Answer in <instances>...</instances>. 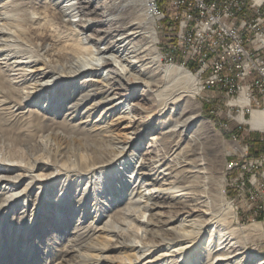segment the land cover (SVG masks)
<instances>
[{
    "label": "bare ground",
    "instance_id": "1",
    "mask_svg": "<svg viewBox=\"0 0 264 264\" xmlns=\"http://www.w3.org/2000/svg\"><path fill=\"white\" fill-rule=\"evenodd\" d=\"M154 2L0 0V111L8 104L19 110L46 98V109L56 116L65 106L72 115L58 120L38 112L44 126L52 123L44 134L50 131L61 145L44 137L34 145L61 149L54 158L39 153L31 154V163L0 158V211L20 214L24 220L38 213L57 214L64 207L68 215L76 203L94 221L107 217L102 226L84 229L81 220L74 227L78 253L93 259L88 264H98L92 253L113 248L136 251L134 259L125 257L123 264L144 259L145 264H188L187 255L196 256L198 264H264V258L251 256L241 240L262 237V225L236 222L218 165L213 169L206 158L205 134H220L201 116L196 101L199 76L184 64L165 63L168 58L159 51L163 16L155 12ZM37 5L44 10L38 12ZM59 92H64L62 101ZM100 95L104 97L83 112L88 118L74 123L80 108ZM123 103L129 115L111 124L90 122L99 108L104 107L100 115L107 117ZM36 110L18 114L31 117ZM210 113L219 124L227 122L219 113ZM251 118L261 121L264 110L255 109ZM123 120L131 129L127 141L118 140L114 132ZM70 138L75 141L69 143ZM240 153V165H247V150ZM43 166L50 170L39 171ZM133 166L150 167L137 173L146 175L145 185L135 182L137 175L126 173ZM64 179L68 186L61 192L59 181ZM33 202L35 211L30 208ZM72 220L68 218L66 226ZM133 221L144 226L133 230ZM111 235L116 239L110 245L105 241ZM161 247L169 252L153 256Z\"/></svg>",
    "mask_w": 264,
    "mask_h": 264
},
{
    "label": "built area",
    "instance_id": "2",
    "mask_svg": "<svg viewBox=\"0 0 264 264\" xmlns=\"http://www.w3.org/2000/svg\"><path fill=\"white\" fill-rule=\"evenodd\" d=\"M153 8L166 17L158 0ZM171 13L174 52L185 58L182 64L193 65L187 68L199 76V91L215 93L207 100H221L210 110L226 118L247 150V165L226 151V199L239 223L258 221L264 230V118H251L255 109L264 110V0H171ZM253 135L262 145L259 153L247 140Z\"/></svg>",
    "mask_w": 264,
    "mask_h": 264
},
{
    "label": "rangeland",
    "instance_id": "3",
    "mask_svg": "<svg viewBox=\"0 0 264 264\" xmlns=\"http://www.w3.org/2000/svg\"><path fill=\"white\" fill-rule=\"evenodd\" d=\"M156 2V0H155ZM158 4L161 8H163L166 17L161 19L159 21V40L161 41L158 45L160 47L159 51L161 52L162 56H166L168 61L165 63H176L181 65L185 58L179 54L178 52H174L173 45L176 42V38L174 36L173 28L171 29V25L173 22L172 19V13H171V0H158ZM38 7V5H37ZM31 9V8H30ZM44 10V8L38 7V12H41ZM173 27V26H172ZM174 56V58H173ZM174 59V61H173ZM6 69V67H5ZM49 77H45V79H48ZM198 78V77H197ZM78 82V79H76ZM80 81V80H79ZM7 84L8 86H11ZM199 83V81H198ZM14 85V84H13ZM199 86V85H198ZM61 101L63 100L64 92H59ZM47 96L49 95L48 91L46 92ZM215 95L212 91H199L196 95V101L199 104L200 107V113L203 118H205L207 121H209L210 124L213 125L216 131L219 132L220 136L214 135V133H206V142L203 144V148H205V155L208 159V162L213 169L217 170V165L219 168V172L222 174L223 182H224V194H225V176L224 171H226L227 168V161H226V151L230 152V156L232 158H238L239 161H243L244 157L240 153V142L238 140H235L233 130L231 127H227V122L218 123L216 119L218 117H215L213 119H209L203 115V109L204 105L209 107V111L212 107V102L216 105H221V100L217 98L215 101H208L207 99L210 97H213ZM104 95L97 96L95 98H91L88 102H86L85 106L80 108L78 117L73 119L72 121L74 123H77L81 119H87L85 116L88 115V113H83L86 111V107L92 105L95 103V101H99L101 98H103ZM218 97V95L216 96ZM215 97V98H216ZM4 99V97L0 98ZM73 99H70L67 104L71 103ZM45 99H41L37 102H35L32 106H23L22 109H18V106H14L15 104H8V109H4L0 111V116H2V120L4 122L0 123V158H8V160L18 161V163H31L32 162V155L31 154H37L41 156H48L50 158H54V154L61 151V149H52V150H42L41 148L38 149L37 145H34L37 143V141H40L41 137H44L45 139H49L52 144L60 146L61 142L54 136L53 133L49 131L48 135L44 134V131L52 126V123L49 124L47 127L43 125V121L38 115L39 111H45L53 118H56L58 120H62L64 118H71L72 115L67 114L68 110L65 106V109L61 113L62 115H57L53 111H49L48 107L46 109L45 107ZM14 106V107H13ZM3 107V106H1ZM10 109V110H9ZM34 110L37 109L36 112H33V115L31 117H28L26 114L25 116L19 115L18 112L25 111V110ZM103 108H99L98 112L92 114L90 118V122L98 119L100 120L97 123L102 122L101 124H111V122H115L116 120H120L119 116L123 115H129V109L126 112H123V110L127 109L126 103H123L119 109L116 111H108L107 117L101 116V112L103 111ZM9 111L16 112V115L8 114ZM208 110V109H207ZM18 114V115H17ZM21 114V113H20ZM54 115V116H53ZM22 116V117H21ZM103 118V119H102ZM71 121V122H72ZM120 129L116 130L114 127L115 136L118 140L121 141H127L126 134L128 133V136L130 135L131 129L127 128L128 122L127 121H121L120 122ZM91 125V124H90ZM75 140L73 138L69 139V143H73ZM63 145V144H62ZM126 144H124L125 146ZM133 149V148H132ZM130 150L128 154L132 153L133 150ZM44 151V152H43ZM50 152V154L48 153ZM138 153L139 150H136ZM229 162V161H228ZM138 164V163H135ZM217 164V165H216ZM216 165V166H215ZM138 167V166H137ZM131 167L126 171L127 174H134L137 175L139 169L140 171H148V168H141L140 166L138 168ZM215 167V168H214ZM50 169H46L44 166L39 169V171H49ZM135 170V172H133ZM12 174H15L16 172H10ZM146 175H137L134 177L135 182H141V184H144L146 181ZM128 178V177H127ZM137 180V181H136ZM28 180L25 179L21 185L19 186V189L23 188L25 186V183ZM61 192H64L67 189H64V186H68V183L66 180L59 181ZM145 185V184H144ZM85 186V183H83L82 187ZM144 188H150L149 186H145ZM36 191L33 193L35 194ZM124 197L125 201H128L129 199V192ZM67 193H65L66 195ZM58 196V194H57ZM93 197V195H92ZM226 197V195H225ZM53 198V196L49 197V199ZM56 198V197H55ZM227 200V199H226ZM1 202V201H0ZM36 202V200L34 201ZM31 203V211H35L36 208L35 203ZM41 203V202H40ZM38 203L37 205H39ZM94 203V200L91 198L89 200L88 205L90 209L92 208V204ZM43 205V203H42ZM1 207V206H0ZM38 207V206H37ZM65 208L62 209V211H59L57 214L54 212L51 213H38L34 218L31 215L30 218H24L20 217V214L15 213H4V211H0V264H88L89 262H93V259H84V256L78 253L77 247L75 246L76 243L79 241V238H76L77 236H73L72 232L74 230L75 225L80 221L83 222V226L86 228L94 227V226H102V224L107 220V217H104L102 220L94 221L91 215L84 216L85 211L83 212L82 208L77 207L76 203L74 205H71V207L68 209V215L65 213ZM38 212V211H37ZM149 211L146 212L147 215H149ZM236 213V212H235ZM73 217V220L71 224L66 226V220L68 218ZM87 217V218H85ZM33 218V219H32ZM236 222L237 216H236ZM133 230L136 229V225H142L139 221H133ZM251 223V222H250ZM253 223V222H252ZM239 224H249L245 222H240ZM152 228L153 226H149ZM262 228V227H261ZM95 231V229H94ZM262 231H264L262 229ZM31 232V233H30ZM22 235V236H21ZM84 237V236H83ZM80 237L81 239H86ZM108 240L105 241L106 243H110V245L113 243L114 239H116L114 236H109L107 238ZM206 240V238H204ZM242 242L247 246L248 252L251 253V256H257V258L261 259L264 258V232L262 237H256L255 239L251 241H245V238L241 239ZM97 241V240H95ZM99 241H103V239H99ZM245 241V242H244ZM247 243V244H246ZM169 248H171L169 246ZM136 251H127L122 252L119 249H102L100 251H96L95 253H92L95 255V258L98 259V264H123V260L125 257L133 258V254ZM168 253L169 250L166 248L161 247L160 249H156L155 252H153V256L157 255L158 253ZM191 256V255H190ZM187 255L188 264H198L196 260V256L190 257ZM202 258V257H201ZM193 259V260H191ZM146 259L136 263V264H145L144 261ZM204 261V256H203ZM202 263V262H201ZM199 263V264H201ZM157 264H161L160 262ZM249 264H254V262H250Z\"/></svg>",
    "mask_w": 264,
    "mask_h": 264
},
{
    "label": "trees",
    "instance_id": "4",
    "mask_svg": "<svg viewBox=\"0 0 264 264\" xmlns=\"http://www.w3.org/2000/svg\"><path fill=\"white\" fill-rule=\"evenodd\" d=\"M187 67L190 68L191 70H193V65L187 66ZM203 115L209 119L215 118V116L211 115V113L209 111V107H207L205 105H204V109H203ZM247 140L249 142L250 149L253 153H259L261 151L262 145H261L260 140H259L257 135H253L251 138H247Z\"/></svg>",
    "mask_w": 264,
    "mask_h": 264
}]
</instances>
